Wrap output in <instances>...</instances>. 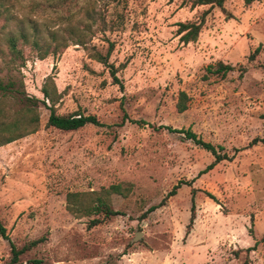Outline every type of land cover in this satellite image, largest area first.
<instances>
[{"label":"rangeland","instance_id":"obj_1","mask_svg":"<svg viewBox=\"0 0 264 264\" xmlns=\"http://www.w3.org/2000/svg\"><path fill=\"white\" fill-rule=\"evenodd\" d=\"M206 10L199 38L183 43L179 23ZM0 12V81L15 83L7 117L27 96L38 99L40 116L38 131L0 147V219L18 248L41 239L21 264H264V0L212 8L93 0L72 21L74 35L19 0H0ZM21 32L24 65L9 51ZM69 35L66 48L40 58ZM80 38L85 44H75ZM110 48L123 87L95 58ZM219 62L233 69L213 72ZM46 83L57 113L95 115L101 125L48 126ZM168 126L191 129L228 158L208 168L216 157ZM117 183L127 195L111 196L119 214L103 224L89 227L92 216L67 209L69 192ZM11 257L0 236V264Z\"/></svg>","mask_w":264,"mask_h":264},{"label":"trees","instance_id":"obj_2","mask_svg":"<svg viewBox=\"0 0 264 264\" xmlns=\"http://www.w3.org/2000/svg\"><path fill=\"white\" fill-rule=\"evenodd\" d=\"M24 0H19L22 4L23 8L30 7L31 11L34 13H39L40 15H49L53 19L63 25H67L66 31L74 35L76 31L74 27L71 25L72 21L76 18V16L82 12L86 5H90L93 0H27V2L23 5ZM183 4L189 3L191 7H196L198 5H210V8L218 6L223 7L226 0H181ZM254 0H246L247 3H252ZM209 10H206L200 21L194 20L189 22H180L178 28V34L180 35V40L188 44L190 42H194L199 38V35L203 29L205 18ZM1 15V12H0ZM71 35L68 37L61 36L60 42L54 46V49L51 50V45L48 44L46 46L45 51L40 54V58H45L50 52H58L63 50L68 46V39H71ZM52 39H58L57 33L52 34ZM9 51L12 54V59L14 61H20V65L25 64V58L23 53L22 46L29 42L28 35L25 32H21L20 35L14 36L11 35L9 37ZM35 45L38 46V42H34ZM85 42L81 40V38L75 43L80 44ZM262 49V46L259 45L252 56L259 53ZM111 48L108 50L107 54L103 55L100 53L95 54V58L102 62L105 66L110 69L111 75L113 77V81L118 83L121 87H123V83L119 76L117 75L118 68L115 67L113 63L109 61ZM15 63V62H14ZM211 71H213V66H210ZM233 69V66L230 64H226L224 62H219L218 67L213 72L221 73L222 76H225L229 71ZM14 82L10 81L7 84L2 83L0 81V147L11 143L19 138L25 137L32 133H35L39 130L40 127V116L37 101L38 99L32 96H27L26 98L21 97L19 101L23 104L20 109L15 111V115L12 117H7L9 115V111L4 108L6 97L9 96V93H12ZM19 92V91H15ZM42 92L44 94V99L42 100L50 109V115L47 121L48 126H52L61 130H77L86 124H96L101 125L100 121L95 115H86L83 113H70V114H59L57 113L56 102L59 97L49 88V83L45 84L42 88ZM47 100H49V104H47ZM187 94L185 92H181L179 100L177 101V109L179 112H183L187 109ZM139 123H146L144 121H139ZM168 129L172 132L183 133L186 138L192 139L198 145L203 148L209 150L215 157V162L212 163L208 168H212L216 162H220L223 159L228 158L227 154H220L218 152L217 147L211 142H207L199 137L195 132L191 129H177L168 126ZM258 141L255 138L252 142L256 143ZM264 141V138L261 139ZM179 185L175 186L173 193H175L176 189ZM123 187L122 183L111 184L107 188H102L99 191H89V192H69L67 194V209L76 216H92L89 220L88 226L94 227L100 224H103L108 219L113 216L119 214L118 210L112 208L111 205V196L113 194H121L126 196L127 190ZM210 197L214 198L212 194H208ZM154 209V208H152ZM196 216H195V204L193 201L192 205V215L190 219V223L188 225V230L192 228ZM252 232V230H251ZM0 236L4 239L8 240L11 245L12 257L7 264H21L20 256L25 253L27 250L31 249L33 246L38 244L41 239L34 240L29 244L24 245L21 248L13 242L10 236L7 233L6 226L2 223L0 219ZM264 240V234L263 238ZM254 248L249 247L246 248L247 251H250ZM34 264H41V260H34ZM245 264H248L246 261Z\"/></svg>","mask_w":264,"mask_h":264},{"label":"water","instance_id":"obj_3","mask_svg":"<svg viewBox=\"0 0 264 264\" xmlns=\"http://www.w3.org/2000/svg\"><path fill=\"white\" fill-rule=\"evenodd\" d=\"M142 232H138V234L136 235V237L138 238L139 236H141Z\"/></svg>","mask_w":264,"mask_h":264}]
</instances>
